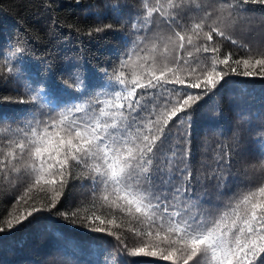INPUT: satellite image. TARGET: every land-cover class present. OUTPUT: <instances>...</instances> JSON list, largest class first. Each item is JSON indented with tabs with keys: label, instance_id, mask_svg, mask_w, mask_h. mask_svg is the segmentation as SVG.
Returning <instances> with one entry per match:
<instances>
[{
	"label": "snow or ice",
	"instance_id": "1",
	"mask_svg": "<svg viewBox=\"0 0 264 264\" xmlns=\"http://www.w3.org/2000/svg\"><path fill=\"white\" fill-rule=\"evenodd\" d=\"M106 6L118 16L124 7ZM257 12L264 19V0H208L194 7L192 0H141L130 24L134 36L111 70L85 71L71 63L58 79L49 75L51 62L39 75L23 67L26 48L19 36L0 50V77L25 81L28 97L13 101L16 112L0 110V179L23 187L16 205L27 206L20 211L13 205L0 233L55 214L115 239L121 255L137 258L136 264H262L264 131L256 162H245L248 178L221 206L192 198L187 144L193 113L217 96L222 113L234 78L264 83V41L254 46L233 38L237 25ZM112 27L96 26L88 34ZM222 41L246 55L222 54ZM174 128L180 143L162 170L158 153ZM229 147L241 149L239 136L222 146L225 156ZM224 172L214 170L218 186L227 179ZM76 182L88 185L86 197L61 211L65 189ZM44 231L52 232L56 247L76 255L62 233L45 226L37 235ZM121 232L131 235V247ZM91 251L99 256L107 249Z\"/></svg>",
	"mask_w": 264,
	"mask_h": 264
},
{
	"label": "trees",
	"instance_id": "2",
	"mask_svg": "<svg viewBox=\"0 0 264 264\" xmlns=\"http://www.w3.org/2000/svg\"><path fill=\"white\" fill-rule=\"evenodd\" d=\"M207 2L192 0V6ZM107 3L124 6L121 14L118 16L106 6ZM140 4L141 0H80L79 4L76 0H0V50H6L10 42L19 36L25 41L26 48L23 67L39 75L47 71L46 65L51 62L53 71L49 75L56 79L59 78L56 74L71 63H79L85 71L111 70L134 36L130 24ZM104 24L113 27L99 34H88L89 29ZM233 38L239 44L251 43L254 46L264 41V19L260 13L257 12L251 20L241 21L234 30ZM220 50L222 54L233 53V58L246 55L242 48L230 41L220 42ZM230 83L235 86L224 95L222 113L217 111L216 103L220 100L217 96L192 115L190 139L187 141L189 165L193 173L191 191L192 198L199 199L205 207L210 204L223 205L237 186H243L248 178L244 171L245 162H256L259 135L264 131L260 128L264 120V83L241 77L234 78ZM24 88L25 81L21 79L0 77V110L18 111L19 106L13 101L28 99ZM3 129L4 126L0 125V147L4 142ZM176 133L177 129L174 128L171 140L158 153L162 170L167 169L172 147L180 143ZM236 136L241 140V149L229 147V155L225 156L222 146H231ZM221 168L225 169L227 179L218 186L213 176L214 170ZM248 175L252 176L251 173ZM87 189L86 184L70 183L64 193L67 200L64 197L61 199L64 206L58 204L57 207L61 211H66L69 206L75 207L86 197ZM22 191V186L13 188L0 179V222L14 211L13 205H16V198ZM16 207L24 211L27 206L21 202ZM45 226L62 233L76 247V255L66 254L56 247L52 232L44 231L37 235ZM120 234L128 236L126 242L131 247V235L124 232ZM97 247L107 251L97 256L91 251ZM106 258L109 264L113 259H118L120 264H136L137 261V258L121 255L115 239L92 232L82 225L72 224L55 214L44 215L32 223L25 222L23 227L0 233V264H89L96 260L103 264ZM158 259L145 258L149 262Z\"/></svg>",
	"mask_w": 264,
	"mask_h": 264
}]
</instances>
